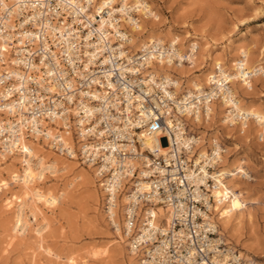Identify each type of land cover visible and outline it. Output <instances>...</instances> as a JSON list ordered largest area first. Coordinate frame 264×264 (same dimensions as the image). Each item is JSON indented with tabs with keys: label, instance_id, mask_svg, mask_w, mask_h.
I'll use <instances>...</instances> for the list:
<instances>
[{
	"label": "built area",
	"instance_id": "built-area-1",
	"mask_svg": "<svg viewBox=\"0 0 264 264\" xmlns=\"http://www.w3.org/2000/svg\"><path fill=\"white\" fill-rule=\"evenodd\" d=\"M140 21L125 0H0V152H20L25 136L95 167L108 221L139 264H242L214 214L225 144L197 148L213 104L235 98L232 83L218 65L211 86L176 95L154 66L190 60L169 41L134 49Z\"/></svg>",
	"mask_w": 264,
	"mask_h": 264
},
{
	"label": "rangeland",
	"instance_id": "rangeland-1",
	"mask_svg": "<svg viewBox=\"0 0 264 264\" xmlns=\"http://www.w3.org/2000/svg\"><path fill=\"white\" fill-rule=\"evenodd\" d=\"M148 1L160 18L156 20L153 16L147 19L138 12L140 23L145 28L151 30L157 25L153 29L160 31L166 42L172 38L169 36L171 32H175L181 37L178 46L184 51L188 48L185 47L188 39L198 41L202 57L196 63L185 64L184 84L194 78L199 83L204 82V73L215 67L211 58L230 61L232 57L241 55L244 49L249 50L251 63L264 65V0ZM167 29H171L167 32L169 35H164ZM187 34L191 37L185 38ZM147 35L148 32L141 36L135 34V41ZM133 47L140 48L136 44ZM232 86L236 92L239 83H232ZM240 95L244 107H264V75H256L252 88L246 87ZM213 107L215 115L204 124L209 131L207 135L203 134L206 133L204 130L201 133L206 136L207 143L216 135L225 144V160L221 164L242 158L250 175L237 176L238 191L242 192L247 204L243 212L234 211L232 228L225 233L224 239L231 241L230 247L238 253L250 255L256 263L264 264V132L254 117L249 118L245 125L240 122L230 124L224 122L226 118L220 117V105L215 103ZM225 124L229 127L225 128ZM8 156L9 160L0 164L2 171L11 161ZM75 166L72 171H59L57 174L45 170L43 181L38 183L35 180L42 189L49 188L56 195L64 193L54 209L40 205L50 225L43 240L47 250L40 247L41 240L30 229L23 234H13L18 202L14 200L10 208L7 201L12 194H18L20 184L8 174L3 175L11 183L0 189V264H70L71 256L79 264H132L128 245L122 242L108 221L104 197L97 200L96 195H102L104 191L95 181V172L79 161ZM78 175L82 178L76 179ZM24 211L25 217L31 219L29 208ZM216 220L220 223L218 214Z\"/></svg>",
	"mask_w": 264,
	"mask_h": 264
},
{
	"label": "bare ground",
	"instance_id": "bare-ground-1",
	"mask_svg": "<svg viewBox=\"0 0 264 264\" xmlns=\"http://www.w3.org/2000/svg\"><path fill=\"white\" fill-rule=\"evenodd\" d=\"M117 0H98V2H102L103 5L106 3V5H109L112 2H115ZM125 3H130L134 7H136V10L142 14L147 19L151 17H155L156 20H159V15L157 12L154 11L153 5L148 0H125ZM155 26V25H153ZM157 26V25H156ZM155 26V27H156ZM152 27L151 30L149 28H145L141 23L135 24V26L131 27V36H130V43L131 45H137V47H140L141 45H144L148 41H154V40H161L163 41V38L161 37L162 34L160 31H155ZM171 29H167L166 33L164 32V35H169L167 32H169ZM149 33L145 38H142L138 41H135L134 35L138 34L139 36ZM155 36V37H154ZM169 36H172L170 39V43L172 45H179L181 37L177 35L175 32H171ZM190 38V34L185 35V38ZM147 40V41H146ZM188 43L185 45V47L188 46L187 50H182L178 46V54L180 56L187 55L188 59L191 63H196L197 60H200L202 57V54L199 53V46L198 41L194 38L188 39ZM137 50V49H136ZM198 52V55H197ZM240 54V53H239ZM211 61L213 65L220 66L221 70L223 71V75L226 76V78L229 80V82L233 84L239 83V88H236V92L233 88V93L235 95V98L227 101L222 100L221 102H218L220 105L219 109V115L222 118H228L234 121L232 116L234 115H243L246 118L248 116L254 117L258 121V125L261 126V131L264 132V107H258V108H252V107H244L243 101L240 95V91L244 90L246 87L252 88V84L246 80L244 77L246 74L249 76H254L257 74L256 69H259L261 71V74L264 75V65L260 62L255 65L256 63H251L249 58V50L244 49L242 51L241 55H237L235 57H232L230 61L220 58H211ZM227 62H230L227 64ZM258 62V61H257ZM224 64V65H223ZM185 64H180L179 66H174L172 64L169 65H159L154 66L156 72H163L165 77L173 78L175 82V94L178 95L181 92H183L185 89H190L193 87H203V84H205L207 87L211 86V74L214 72L213 68H210L209 71L204 73V82L201 84L199 83L197 79H192L187 81L186 84H184L185 80L182 79L183 76H186L183 74ZM245 70V71H243ZM177 73V74H176ZM203 74V73H202ZM252 76V77H253ZM203 79V78H202ZM180 91V93L178 92ZM215 106V103L213 104ZM258 106V105H257ZM230 109V110H229ZM212 113H215L214 107H212ZM235 111V113H234ZM215 115V114H214ZM249 117V118H250ZM213 116H211L210 119H212ZM228 119H225L224 122L228 121ZM247 120V119H246ZM193 125H195L197 128L201 125V120H191ZM209 122V121H208ZM245 125V123H242ZM225 128H228V124L224 125ZM244 128V127H243ZM199 133L201 134L198 138L197 148H203L207 145H210L213 143L214 140H218L219 138L215 135V137L211 138V141L207 143L206 136L208 133V129L201 128L198 129ZM202 130L206 133H201ZM243 131H246L244 128ZM53 135V132L50 133V136ZM155 141H157V138L155 137H147L146 136V143L149 146H152ZM22 147L23 149L20 152H14L11 154L8 153H1L2 159L0 160V164L3 162H7L9 160V156L11 158V161L7 163L8 167L5 169V171L0 170V189L3 188V186H8L11 182H9L6 178L3 177V175L6 173L10 176V178L14 182H19L20 189L18 191V194H12L10 197L11 199L7 201L8 207H12L13 201L17 200L18 202V209L16 212V219L12 227L13 234L16 236L18 234H23L27 232L26 230H31L34 232V234L38 235L36 237H39L41 240L40 247L45 248L44 243V233L47 231L49 225V221H47V217L44 216V212L41 209L40 205H44L45 207L54 209L60 202V199L62 195L64 194L61 192L59 195H56L51 189H42L35 183V180H38L37 182L40 183L43 181L45 176V170H49L53 172L54 174H57L59 171H72L76 168V162L78 160L76 159H70L66 158L55 151H53L48 142L46 140L44 141H33L31 139L27 140L25 139V136L21 138ZM164 147V146H163ZM166 148L162 149V152H165ZM226 149H224V152ZM225 157L224 153L221 155V161L225 160L223 159ZM36 160V162H33ZM245 160L242 158H237L235 161H228L221 164V170L223 173L222 176H217V185L214 189V195L216 198V206L214 214L215 216L218 214V218L220 220V223L218 222L220 226V234L225 238L226 232H229L232 228V219L231 217L234 214V211L237 212H243L244 208L246 207V199H244L243 194L241 191H238V184L236 183L237 176H245L248 177L249 172L245 168L244 165ZM20 164V166H19ZM89 169L93 170L95 172V181L99 182V189L102 187L101 182L99 179V175L96 172L95 167L92 165H87ZM22 168V169H21ZM21 171V173H19ZM56 172V173H55ZM69 174V173H67ZM88 175V174H87ZM8 177V176H6ZM78 177H81V175H78ZM82 180V179H81ZM95 184V183H94ZM242 185V184H241ZM104 192L102 195L98 193L96 195L97 200L98 197H104ZM126 194L124 193L119 202L120 210L122 211L124 209V203L126 201ZM6 205V206H7ZM43 206V207H44ZM102 207V206H101ZM29 208L31 219H27L25 217V209ZM16 211V210H15ZM161 215H166V210L163 208H159ZM117 213V212H116ZM234 219V218H233ZM33 222V224L31 223ZM118 223V222H117ZM117 236L120 237L122 242L128 245L127 237L122 233L119 227L116 229ZM13 236V237H15ZM33 237V236H32ZM225 242L223 243V246H231V241L224 239ZM46 250L48 248H45ZM105 249V248H104ZM130 251V249H129ZM222 252L229 253V255L232 257L231 249L227 248L226 250H222ZM131 253V263L132 264H139V258L141 254H139L137 251ZM108 254V253H107ZM241 258H243L242 264H258L254 261V259L245 253H240L239 255ZM70 264H79V262L75 259V257L69 258Z\"/></svg>",
	"mask_w": 264,
	"mask_h": 264
}]
</instances>
